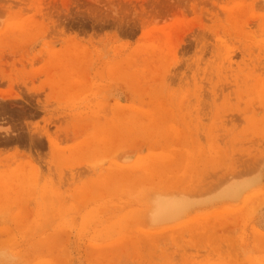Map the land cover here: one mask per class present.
<instances>
[{"label": "rangeland", "instance_id": "374dc122", "mask_svg": "<svg viewBox=\"0 0 264 264\" xmlns=\"http://www.w3.org/2000/svg\"><path fill=\"white\" fill-rule=\"evenodd\" d=\"M0 264H264V0H0Z\"/></svg>", "mask_w": 264, "mask_h": 264}, {"label": "bare ground", "instance_id": "6f19581e", "mask_svg": "<svg viewBox=\"0 0 264 264\" xmlns=\"http://www.w3.org/2000/svg\"><path fill=\"white\" fill-rule=\"evenodd\" d=\"M51 141V140H50ZM54 144V143H53ZM162 162V161H161ZM162 163H164V162H162ZM117 164V163H116ZM150 167H152L151 169H149ZM144 169H143V171H144V173H149V174H151V173H154L155 171H156V167L153 165V166H150V165H145V167H143ZM159 171V170H158ZM157 173V172H156ZM22 175V174H21ZM23 182V181H22Z\"/></svg>", "mask_w": 264, "mask_h": 264}]
</instances>
